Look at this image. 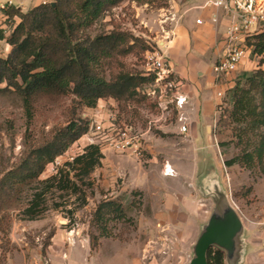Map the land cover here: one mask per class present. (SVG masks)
<instances>
[{"label": "rangeland", "instance_id": "1", "mask_svg": "<svg viewBox=\"0 0 264 264\" xmlns=\"http://www.w3.org/2000/svg\"><path fill=\"white\" fill-rule=\"evenodd\" d=\"M164 4L160 7L124 1L88 30L94 36L118 29L139 40L132 52L102 61L100 70L107 80L119 74L148 73L147 51L156 48L162 30L170 28L162 29L158 22L161 9H169ZM248 57L256 66L264 60L262 56ZM147 87L137 89L139 94L122 101L119 108L112 99H100L93 108H81L76 97L68 93L40 96L26 111L16 97L0 96V177L18 161L24 142L37 144L48 138L67 125L74 113L90 120L89 132L49 164L40 179L81 153L91 144L87 138L95 139L103 156L89 176L92 186L84 189L86 203L72 216L64 207L50 208L35 220L24 219L19 210L9 211L7 239L0 233V264H189L192 246L214 206L199 190L208 179H218L247 226L262 224L264 155L260 162L255 157L250 166H227L225 162L254 151L263 128L251 131L245 123L232 122L225 90L224 97L213 105L208 122L199 123L195 133L190 125V130L179 134L177 114L169 112L161 118L156 102L141 92ZM97 123L105 132L113 127V136L115 129L131 125L150 149L143 146L139 156L108 149L104 136L92 129ZM143 133L147 138L143 139ZM165 167L175 170L169 180L163 179ZM75 198L68 196L71 204L66 208L77 205L73 204ZM103 201H115L122 214L110 212L109 236L92 243L91 237L99 233L95 213Z\"/></svg>", "mask_w": 264, "mask_h": 264}, {"label": "trees", "instance_id": "2", "mask_svg": "<svg viewBox=\"0 0 264 264\" xmlns=\"http://www.w3.org/2000/svg\"><path fill=\"white\" fill-rule=\"evenodd\" d=\"M124 1L167 6L166 0H54L55 6L39 4L26 13L10 8L8 14L18 17L19 22L8 36L0 30V40L10 46L7 55L0 56V96L16 97L29 111L40 96L71 93L81 108H93L100 99H112L119 108L122 101L139 94L137 89L154 82L153 73L119 74L107 80L100 70L105 59L132 52L139 44L138 38L118 29L94 36L88 33L100 18ZM244 43L252 58L264 59V30L247 35ZM227 90L231 104L227 113L232 122L245 123L251 131L263 128L254 151L225 162L227 166H250L255 157L260 162L264 155V60L253 70L243 72ZM89 129L90 120L74 113L67 125L48 138L37 144L24 142L18 161L0 177L2 239H7L9 211L19 210L24 219L35 220L50 208L64 207L72 216L86 203L84 189L92 186L89 176L103 158L98 145L88 144L81 153L56 166L50 176H40ZM68 196H76L74 208H66L71 204ZM112 211L122 214L115 201L99 204L95 213L99 233L91 237L92 243L109 236L107 221ZM207 264H224L223 252L209 248Z\"/></svg>", "mask_w": 264, "mask_h": 264}, {"label": "crops", "instance_id": "3", "mask_svg": "<svg viewBox=\"0 0 264 264\" xmlns=\"http://www.w3.org/2000/svg\"><path fill=\"white\" fill-rule=\"evenodd\" d=\"M6 1H11L14 5L12 8L22 13H26L39 4L54 2V0H0V2ZM166 1L167 8L172 10L176 21L170 31L163 32L162 30L164 34H160L162 40L158 42L160 47L164 48L166 54L169 55L173 74L182 83L180 92L187 98L185 115L188 116V130L192 128L191 132L195 133L199 123L208 122L210 111L218 100L216 92L218 90L224 92L232 88L239 74L256 68V63L254 59H249L250 53L248 51L238 64L237 70L226 76L222 83L216 86L212 65L226 48L225 30L235 19L234 16L219 8L204 6L206 0ZM213 13L217 14V23H212L209 19ZM198 18L202 19V23H196ZM15 20L16 23L19 22L18 17ZM4 35L8 36L9 34ZM9 51L10 46L4 39H1L0 56L7 55ZM214 54L215 56H213ZM143 134V139L147 138L145 133ZM141 143L142 149L143 146L144 149H150L146 142ZM170 177L172 176L163 173V179L169 180ZM239 216L244 226L246 244L243 260L240 264H264V218L260 225L251 224V226H247L242 215L239 214ZM138 264L143 263L138 262ZM145 264H152V262Z\"/></svg>", "mask_w": 264, "mask_h": 264}, {"label": "built area", "instance_id": "4", "mask_svg": "<svg viewBox=\"0 0 264 264\" xmlns=\"http://www.w3.org/2000/svg\"><path fill=\"white\" fill-rule=\"evenodd\" d=\"M204 6L219 8L235 18L225 30L226 48L212 66L215 85L219 86L226 76L237 70L238 64L245 57L248 51L244 44L245 37L264 28V0L261 2L260 0H206ZM12 7L14 5L11 1L0 2V30L4 34H10L16 24V16L12 17L7 12ZM161 11L162 14L158 20L160 27L164 29L170 26L171 28L176 21L174 13L171 9H161ZM209 19L212 23H217V14H211ZM196 23H202V19H196ZM158 41L155 44L156 48L147 51L148 73H153L155 79L152 84L148 85L149 87L142 89L141 92L156 102L161 112V118L167 117L169 112H175L177 114L176 122L179 125L178 131L180 134H185L188 130V118L185 115L187 98L180 92L182 84L173 74L169 57L162 50ZM216 97L221 100L224 97V92L218 90ZM218 106L220 109V103ZM92 129L95 133H101L104 136L103 142L108 149L121 154L131 153L135 156H139L142 152L141 135H138L131 125L115 129L116 136L112 135L113 127L105 132L104 127L97 123L93 124ZM87 139L89 143L95 144L93 137ZM164 174L173 176L175 172L172 169L168 171L165 167ZM233 206L237 209L234 203Z\"/></svg>", "mask_w": 264, "mask_h": 264}, {"label": "water", "instance_id": "5", "mask_svg": "<svg viewBox=\"0 0 264 264\" xmlns=\"http://www.w3.org/2000/svg\"><path fill=\"white\" fill-rule=\"evenodd\" d=\"M50 4L55 6V2ZM199 190L203 196L212 199L214 206L192 246L189 264H207V252L211 247L224 252L225 264H240L246 244L239 214L230 205L227 193L217 178L206 180Z\"/></svg>", "mask_w": 264, "mask_h": 264}, {"label": "bare ground", "instance_id": "6", "mask_svg": "<svg viewBox=\"0 0 264 264\" xmlns=\"http://www.w3.org/2000/svg\"><path fill=\"white\" fill-rule=\"evenodd\" d=\"M168 171H170V170L168 169Z\"/></svg>", "mask_w": 264, "mask_h": 264}]
</instances>
